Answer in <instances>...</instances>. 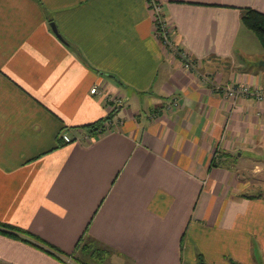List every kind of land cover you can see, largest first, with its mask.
<instances>
[{
	"label": "crops",
	"instance_id": "1",
	"mask_svg": "<svg viewBox=\"0 0 264 264\" xmlns=\"http://www.w3.org/2000/svg\"><path fill=\"white\" fill-rule=\"evenodd\" d=\"M159 1L192 70L150 0H0V264H264V0Z\"/></svg>",
	"mask_w": 264,
	"mask_h": 264
},
{
	"label": "built area",
	"instance_id": "2",
	"mask_svg": "<svg viewBox=\"0 0 264 264\" xmlns=\"http://www.w3.org/2000/svg\"><path fill=\"white\" fill-rule=\"evenodd\" d=\"M150 8L152 10L153 17H154L156 35L164 42V44L168 45L175 51V53L183 61L184 67L186 69L188 70L194 69L196 66L195 61L186 52L174 47L172 43V39H171V31H170L168 23L165 20L164 12H163L160 1L150 0ZM216 89L224 91L227 96H230L232 98H239L241 96L254 95L257 99L264 100V91L252 90L251 86L247 84H240L237 86L216 85ZM91 92L94 94L99 93L100 92L99 87L94 86L91 89ZM115 102H121V99L116 98ZM111 124H113V120L110 119V121H108V123L104 127L105 130L101 129L99 130V133L104 134L105 132L109 131L108 128L111 127L110 126ZM87 137L90 138L91 136L88 135ZM62 138L66 142H71L74 139L69 134H66V133L62 135Z\"/></svg>",
	"mask_w": 264,
	"mask_h": 264
},
{
	"label": "trees",
	"instance_id": "3",
	"mask_svg": "<svg viewBox=\"0 0 264 264\" xmlns=\"http://www.w3.org/2000/svg\"><path fill=\"white\" fill-rule=\"evenodd\" d=\"M242 21L243 23L250 28L252 31L256 33L259 40L261 41L264 47V13L253 8V7H245L242 9ZM88 127L91 129L92 134L95 132H99V130H105L104 121L100 120L95 123L89 124ZM0 232L6 234H13L16 236H21L22 234L31 235L28 231L23 230L21 228H17L8 224H4L0 222ZM25 239V238H23ZM39 239V238H38ZM26 240V239H25ZM42 241V240H41ZM50 248L57 250V248L53 245H49ZM58 251V250H57ZM200 264H208L202 256H200ZM234 264H240L234 261Z\"/></svg>",
	"mask_w": 264,
	"mask_h": 264
},
{
	"label": "rangeland",
	"instance_id": "4",
	"mask_svg": "<svg viewBox=\"0 0 264 264\" xmlns=\"http://www.w3.org/2000/svg\"><path fill=\"white\" fill-rule=\"evenodd\" d=\"M118 121L120 122V120H117V123H118ZM116 124V123H115ZM111 126V127H110ZM109 127L110 128H108V130H111V129H113L114 128V124H111ZM74 262H75V264H78L79 262H83V260L84 261H86L85 259H84V256H83V254H82V252H81V249H80V251L77 253V254H74ZM263 263V262H262Z\"/></svg>",
	"mask_w": 264,
	"mask_h": 264
},
{
	"label": "water",
	"instance_id": "5",
	"mask_svg": "<svg viewBox=\"0 0 264 264\" xmlns=\"http://www.w3.org/2000/svg\"><path fill=\"white\" fill-rule=\"evenodd\" d=\"M52 27H53L54 31L58 33L57 27L54 23H52ZM261 64L264 65V60L261 62Z\"/></svg>",
	"mask_w": 264,
	"mask_h": 264
}]
</instances>
